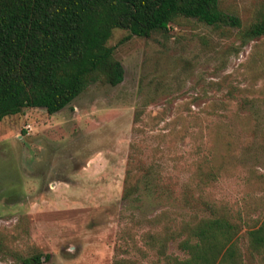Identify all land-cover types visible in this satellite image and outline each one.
<instances>
[{"label": "rangeland", "instance_id": "1", "mask_svg": "<svg viewBox=\"0 0 264 264\" xmlns=\"http://www.w3.org/2000/svg\"><path fill=\"white\" fill-rule=\"evenodd\" d=\"M219 6L242 28L185 16L149 37L117 28L120 83L0 121V239L40 264H165L151 234L182 231L206 201L242 216L240 264H264L246 233L264 222V37L242 32L264 0ZM167 253L188 256L178 240ZM0 264L23 263L0 252Z\"/></svg>", "mask_w": 264, "mask_h": 264}, {"label": "trees", "instance_id": "2", "mask_svg": "<svg viewBox=\"0 0 264 264\" xmlns=\"http://www.w3.org/2000/svg\"><path fill=\"white\" fill-rule=\"evenodd\" d=\"M219 1L0 0V121L25 108L42 107L56 113L92 82L120 83L123 65L109 45L117 28L149 37L169 31L181 16L242 28L241 19L221 10ZM242 32L244 39L264 37V18ZM204 205L205 214L185 223L182 231L166 229L164 236L151 234L165 264H240L237 239L242 216L227 208L216 210L210 202ZM246 233L248 251L264 255V222L247 228ZM170 240H178L188 256L179 259L168 254ZM0 252L23 264L44 260L43 253L24 255L2 239Z\"/></svg>", "mask_w": 264, "mask_h": 264}]
</instances>
